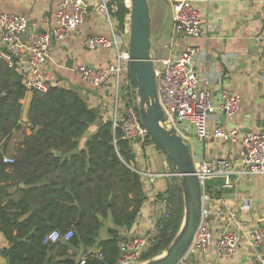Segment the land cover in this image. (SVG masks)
Here are the masks:
<instances>
[{
  "label": "trees",
  "instance_id": "trees-1",
  "mask_svg": "<svg viewBox=\"0 0 264 264\" xmlns=\"http://www.w3.org/2000/svg\"><path fill=\"white\" fill-rule=\"evenodd\" d=\"M111 2L122 29L129 8L124 0ZM16 69L0 61V234L5 239L0 256L7 264H74L70 249L94 248L103 258L86 264H115L117 244L126 238L121 230L134 225L147 198L142 176L131 167L133 144L121 138L103 111L87 104L81 90L50 86L45 93L31 91ZM27 92L31 98L23 122L21 100ZM127 96L133 106L135 93L128 90ZM19 131L13 163H3L8 142ZM149 141L161 151L150 136ZM221 186L219 178L205 183L212 197L221 194ZM156 200L166 202L167 216L158 218L154 241L139 262L163 252L179 230L184 205L177 176L168 179ZM104 226L106 237L98 239ZM52 230H72L73 236L50 244L45 237Z\"/></svg>",
  "mask_w": 264,
  "mask_h": 264
},
{
  "label": "crops",
  "instance_id": "crops-1",
  "mask_svg": "<svg viewBox=\"0 0 264 264\" xmlns=\"http://www.w3.org/2000/svg\"><path fill=\"white\" fill-rule=\"evenodd\" d=\"M82 1L88 8L83 22L63 40H52L44 57L43 68L51 86L68 87L69 84H79L88 87L77 74L78 66L105 68L116 63L117 48L114 44L95 49L84 45L88 37L112 39L113 32L120 31L114 15L99 10L103 0ZM151 1V4L148 3L151 59L170 58L184 48L192 47L196 53L191 73L197 76L201 86L208 89L211 99L218 102L223 88L239 98V110L232 120H224L222 124L221 114H213L208 118V127L212 129L216 125H223L242 132L247 127V132L264 133V0H192L200 14L203 29V33L196 37L175 31L170 1ZM59 2L60 0H0V14L26 16L30 22L23 34V39H26L33 32L48 33L54 28ZM2 47L4 44L0 36V49ZM19 64L18 61L13 64L16 70ZM112 83L113 80L110 79L106 86L97 88V96L82 92L87 104L103 111L104 118H111L113 114L110 96ZM129 85L128 83L120 93V100H126V103L128 90L135 93ZM30 98L31 93L27 92L21 100L23 122L26 121ZM102 105L104 108H101ZM26 133L29 134V131ZM21 138L22 131L14 133L4 155L11 156L14 143ZM132 150L135 161L131 167L142 176L147 198L134 225L127 231L121 230L122 236L126 238L152 231L155 204L158 202L156 195L163 192L168 179L175 176V173L167 169L168 161H165L155 145L139 147L133 144ZM192 154L197 161L221 159L232 164L235 173L229 176L230 186H221L224 190L213 197L223 202L215 206L221 215L213 223L215 228L220 224L227 226L228 230L236 234L238 242L230 256L218 257L215 247L210 248L206 254L190 252L187 255L188 264H257L253 259L256 249L249 242V233L256 225L264 228V176H243L238 173L236 149L227 140L208 138L194 144ZM146 174L161 177L150 182ZM219 179L223 185V178ZM212 189L219 188L214 186ZM228 212L234 214L233 220L228 218ZM103 228L107 229V226ZM4 247L5 239L0 234V249ZM88 251L95 252L97 249ZM0 264H7L1 256Z\"/></svg>",
  "mask_w": 264,
  "mask_h": 264
},
{
  "label": "built area",
  "instance_id": "built-area-1",
  "mask_svg": "<svg viewBox=\"0 0 264 264\" xmlns=\"http://www.w3.org/2000/svg\"><path fill=\"white\" fill-rule=\"evenodd\" d=\"M168 1L173 6V20L177 33L190 37L203 33L200 14L192 0ZM124 4L129 8L130 0H124ZM99 10L107 14H115L117 6L111 0H103ZM87 13L88 8L82 0H60L55 14L54 28L48 33L33 32L26 39H23V34L30 26L26 16L0 14V36L4 44V47L0 49V61L8 64L20 62L18 70L24 78L27 89L39 93L47 92L51 84L46 78L43 60L50 43L52 40L61 41L73 33L83 22ZM129 25L130 14L128 13L124 18L122 29L118 33L113 32L112 39L93 36L84 41V45L89 49L109 47L114 44L117 48L115 64L105 68L81 65L76 68V71L83 84L95 89L104 87L110 79L113 80L110 92L113 128L121 132L123 140L143 147L153 144L149 141V134L140 122L134 107L127 104L126 100H120V93L129 83ZM195 53L194 48L187 47L170 58L153 60L157 99L164 116L162 126L173 129L188 145L195 174L201 186L199 222L187 253L176 264H188L187 255L190 252L206 254L212 247H215V254L218 257L230 256L238 242L236 234L228 230L227 226L220 224L216 227L217 229L215 228L213 221L221 215L215 206L223 202L221 199L213 198L205 189V183L215 178H223L222 186L229 187V176L235 173L232 164L221 159L195 160L192 154L194 144H199L208 138L227 140L236 149L238 173L243 176H264V133L242 132L237 128H228L223 125H216L212 129L208 127V118L213 114H223L226 121L232 120L239 110V98L230 90L223 88L218 102L211 99L208 89L201 86L197 76L191 73ZM101 108H104V105ZM2 161L6 164L13 163L12 158L7 155H3ZM146 175L150 182L158 176L161 177L155 174ZM154 210L152 231L120 240L117 244L119 254L115 264L139 263L140 254L154 241L159 215L167 216L166 202H157ZM156 214H158L157 217ZM227 216L231 220L234 218L232 212H228ZM54 234H56L55 239H53ZM72 236V230L64 233L52 230L46 235L45 242L50 244L58 241L68 242ZM249 242L256 249L254 263L264 264V228L262 226L256 225L250 230ZM70 250L68 254L73 258L74 264H86L88 260L103 258L99 251L73 252Z\"/></svg>",
  "mask_w": 264,
  "mask_h": 264
},
{
  "label": "water",
  "instance_id": "water-1",
  "mask_svg": "<svg viewBox=\"0 0 264 264\" xmlns=\"http://www.w3.org/2000/svg\"><path fill=\"white\" fill-rule=\"evenodd\" d=\"M129 52L128 78L136 93L140 122L150 138L165 154L175 168V175L183 195L184 217L178 233L167 246L164 254L142 264H176L188 251L201 213V186L195 174L189 147L171 128L162 126L164 116L157 99V85L153 60L150 57V15L147 0H130L129 5ZM190 37V36H189ZM74 89L97 96V90L69 84ZM224 116L220 121L224 124ZM258 125V122H255ZM245 132L248 131L246 127ZM89 132H85L87 136Z\"/></svg>",
  "mask_w": 264,
  "mask_h": 264
},
{
  "label": "rangeland",
  "instance_id": "rangeland-1",
  "mask_svg": "<svg viewBox=\"0 0 264 264\" xmlns=\"http://www.w3.org/2000/svg\"><path fill=\"white\" fill-rule=\"evenodd\" d=\"M154 1H156V0H154ZM151 0H148V3L149 4H151ZM112 102V101H111ZM133 106H136L137 107V101L135 102H133ZM161 155H162V157L165 159V161H167L166 160V156H165V154L161 151ZM169 166V165H168ZM167 166V169H169L170 171H173V168L172 167H168ZM206 184H207V182H206ZM160 205V204H159ZM166 212H167V206H166ZM158 216V214H156V217ZM159 217H161V215H159ZM158 217V218H159ZM184 217V216H183ZM157 219V218H156ZM182 221H183V218H182ZM181 224H182V222H181ZM181 226V225H180ZM180 228V227H179ZM179 231V230H178ZM106 229L105 228H102L100 231H99V233H98V238L99 239H101V238H103V237H105V235H106ZM178 233V232H177ZM176 236V235H175ZM165 251V250H164ZM164 251L163 252H161L160 254H158L157 256H159V255H161L162 253H164ZM157 256H155V257H157ZM155 257H153V258H155ZM153 258H151V259H153ZM150 260V259H149ZM146 261H148V260H145V261H140L139 263H137V264H142V263H144V262H146Z\"/></svg>",
  "mask_w": 264,
  "mask_h": 264
},
{
  "label": "clouds",
  "instance_id": "clouds-1",
  "mask_svg": "<svg viewBox=\"0 0 264 264\" xmlns=\"http://www.w3.org/2000/svg\"><path fill=\"white\" fill-rule=\"evenodd\" d=\"M55 238H56V234L53 235V239H55Z\"/></svg>",
  "mask_w": 264,
  "mask_h": 264
},
{
  "label": "bare ground",
  "instance_id": "bare-ground-1",
  "mask_svg": "<svg viewBox=\"0 0 264 264\" xmlns=\"http://www.w3.org/2000/svg\"><path fill=\"white\" fill-rule=\"evenodd\" d=\"M164 254V253H163Z\"/></svg>",
  "mask_w": 264,
  "mask_h": 264
}]
</instances>
